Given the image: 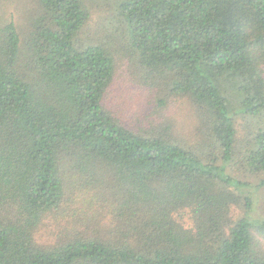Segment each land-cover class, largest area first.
Here are the masks:
<instances>
[{
	"label": "trees",
	"instance_id": "obj_1",
	"mask_svg": "<svg viewBox=\"0 0 264 264\" xmlns=\"http://www.w3.org/2000/svg\"><path fill=\"white\" fill-rule=\"evenodd\" d=\"M117 1L87 44L78 0H0V264H264V0ZM122 64L173 120H118Z\"/></svg>",
	"mask_w": 264,
	"mask_h": 264
},
{
	"label": "rangeland",
	"instance_id": "obj_2",
	"mask_svg": "<svg viewBox=\"0 0 264 264\" xmlns=\"http://www.w3.org/2000/svg\"><path fill=\"white\" fill-rule=\"evenodd\" d=\"M84 8L90 13V26L80 32V41H86L87 44H97L98 39L104 37L103 28H110L112 23H116L114 7L118 5L117 0H78ZM12 8V7H11ZM9 8L8 13L14 12ZM13 14V13H12ZM101 41V40H100ZM132 70L127 64L118 66L115 79L106 97V106L111 110L118 120L128 127L144 131L154 124L153 122L166 121L171 118L170 112L166 111V116L160 114L154 117L153 109L156 104L154 99L149 95L147 88H144L139 80L134 78ZM161 118L162 120H159ZM243 119H239L238 124H244ZM256 206L261 211L264 210V190L256 195ZM177 219L189 225L188 212L184 211L177 214ZM49 232V231H48ZM44 228L38 236L40 243L47 240L54 241V238ZM258 248L264 251V237L256 234Z\"/></svg>",
	"mask_w": 264,
	"mask_h": 264
}]
</instances>
